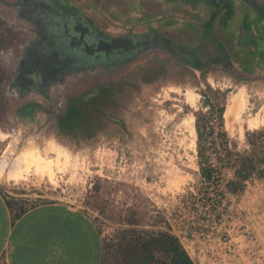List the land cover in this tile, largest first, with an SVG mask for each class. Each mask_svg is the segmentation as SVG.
Masks as SVG:
<instances>
[{
    "label": "rangeland",
    "instance_id": "obj_1",
    "mask_svg": "<svg viewBox=\"0 0 264 264\" xmlns=\"http://www.w3.org/2000/svg\"><path fill=\"white\" fill-rule=\"evenodd\" d=\"M210 78V81L160 80L151 84L123 82L96 123L74 136L62 135L53 123L35 129L30 119L19 118L15 110L2 117L0 106V159L9 151L13 159L27 153L54 158L56 155L49 151L53 142L65 148L68 156L67 160L63 158L65 169L57 171L54 178L32 167L18 180L0 178V184L18 187L26 206L41 201H63L83 207L96 221L104 247L118 240L125 230L164 229L167 211L178 208L185 196L192 210L208 212L207 205L211 204L216 188L236 177L234 160L240 154L253 152L247 132L264 130V125L249 128L244 124L243 133L237 129L231 134L220 119L216 133L212 125L213 113L227 105L241 87L246 88L250 107L244 119L264 106V80L243 81L231 75L214 77L213 74ZM187 89L199 96L196 108L187 104L181 93ZM189 114L195 115V151L183 143L187 135L182 122ZM198 114L206 116L201 127L203 137L197 127ZM42 118L45 121L49 116ZM223 154L227 164L222 160ZM208 171L223 179L218 183L220 187L216 181L212 185L203 179ZM229 206L225 224H216L217 229L222 231L227 227L234 236H239L240 227L249 226L257 236V244L251 248L261 260L258 264H264V178L252 176L238 198L226 201V208ZM237 209H243V219L237 218ZM209 224L214 225L213 221ZM182 237L198 264L219 263L207 254L204 239L193 241Z\"/></svg>",
    "mask_w": 264,
    "mask_h": 264
},
{
    "label": "flooded vegetation",
    "instance_id": "obj_2",
    "mask_svg": "<svg viewBox=\"0 0 264 264\" xmlns=\"http://www.w3.org/2000/svg\"><path fill=\"white\" fill-rule=\"evenodd\" d=\"M212 74L264 80V16L244 0H0L2 117L36 104L66 135L71 105L85 129L123 82Z\"/></svg>",
    "mask_w": 264,
    "mask_h": 264
},
{
    "label": "crops",
    "instance_id": "obj_3",
    "mask_svg": "<svg viewBox=\"0 0 264 264\" xmlns=\"http://www.w3.org/2000/svg\"><path fill=\"white\" fill-rule=\"evenodd\" d=\"M76 111L75 104L67 110L72 115L66 113L61 129L66 135L82 130ZM20 113L30 116L35 129L45 114L36 104ZM17 188L0 184V264H102L103 236L83 207L63 201L26 206Z\"/></svg>",
    "mask_w": 264,
    "mask_h": 264
},
{
    "label": "trees",
    "instance_id": "obj_4",
    "mask_svg": "<svg viewBox=\"0 0 264 264\" xmlns=\"http://www.w3.org/2000/svg\"><path fill=\"white\" fill-rule=\"evenodd\" d=\"M208 104H211V100ZM226 107L225 104L219 109L223 123ZM205 123L206 116L198 114L197 127L202 137L204 133L201 127ZM246 136L253 152L240 154L234 160L236 177L228 182V188L233 193L244 190L246 182L254 175L264 178V130L247 132ZM199 154L203 156L204 152L200 149ZM205 175L211 178L212 172H205ZM23 211L24 209H21L18 215ZM102 264H196V262L182 240L170 229L152 231L130 229L125 230L118 240L105 245Z\"/></svg>",
    "mask_w": 264,
    "mask_h": 264
},
{
    "label": "built area",
    "instance_id": "obj_5",
    "mask_svg": "<svg viewBox=\"0 0 264 264\" xmlns=\"http://www.w3.org/2000/svg\"><path fill=\"white\" fill-rule=\"evenodd\" d=\"M220 119L219 111L216 110L215 113H213L212 122L216 133H218ZM225 157L226 154H223L222 160L225 164H227ZM215 176L217 177V175L212 172L211 178H208L205 175L203 179L206 181L208 180V183L212 185L215 184L216 181L217 185L219 186V181H223V179H219L218 177L215 179ZM228 182L221 187L219 186V189L216 188L215 195L211 199V204L207 205V209H209L208 212L205 211L203 213L201 210H192V206L190 205L191 202L187 201L188 196H185V200L180 202L178 208L175 206L173 210L167 211V227L164 229H170V231L176 234L182 240V242V235L185 238H192L193 241L197 238L204 239L207 245V254L209 257L217 259L219 262L218 264H220L222 261L224 264H245L248 261H251L252 264H258L261 262V260L257 256L256 251L251 248V246L253 247L257 244V236L254 230L246 225V227H240L241 229L239 233L241 234L239 236H234L231 232V229H228L227 227H225L222 231H220L219 228L217 229L216 224H225V211L229 210L230 208V206L226 208V201L229 200V198L230 200L238 198V195L241 192H231L228 188ZM202 200L205 201V198L203 197ZM237 210H239L236 211L237 218L243 219L245 217L244 211H242L243 209ZM211 221H213L214 225L209 224ZM248 247L251 249H247ZM194 261L196 262L195 259ZM196 264L198 263L196 262Z\"/></svg>",
    "mask_w": 264,
    "mask_h": 264
},
{
    "label": "bare ground",
    "instance_id": "obj_6",
    "mask_svg": "<svg viewBox=\"0 0 264 264\" xmlns=\"http://www.w3.org/2000/svg\"><path fill=\"white\" fill-rule=\"evenodd\" d=\"M181 93H183L186 103L192 108H196L199 98L198 94L191 89H187ZM249 109L246 88L241 87L238 92L234 93L230 98L224 113L225 126L231 134H234L237 129L243 133L244 124H247L249 128H258L264 125V106L251 114L248 119H244V114L247 113ZM182 126L187 135L183 141L186 145L185 147L195 151L197 132L195 127V115L189 114L184 118ZM64 149L55 145L54 142L50 144L49 151L56 155L54 158L48 155L42 156L40 153H27L20 154L13 159L10 151L9 153L5 152L0 159V178L3 179L5 177L8 180H18L26 172L31 170L32 167H35L36 170L40 171L42 174H47L50 178H54L57 171L65 169V164H62L63 158L67 160L68 156Z\"/></svg>",
    "mask_w": 264,
    "mask_h": 264
},
{
    "label": "water",
    "instance_id": "obj_7",
    "mask_svg": "<svg viewBox=\"0 0 264 264\" xmlns=\"http://www.w3.org/2000/svg\"><path fill=\"white\" fill-rule=\"evenodd\" d=\"M251 6H253L257 11H259L264 16V6L261 5L258 0H244Z\"/></svg>",
    "mask_w": 264,
    "mask_h": 264
}]
</instances>
